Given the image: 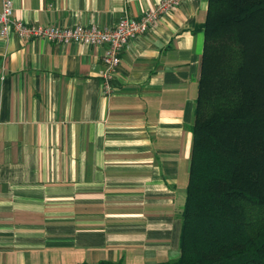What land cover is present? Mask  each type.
Returning <instances> with one entry per match:
<instances>
[{
	"label": "crops",
	"instance_id": "0c3cea01",
	"mask_svg": "<svg viewBox=\"0 0 264 264\" xmlns=\"http://www.w3.org/2000/svg\"><path fill=\"white\" fill-rule=\"evenodd\" d=\"M11 1L17 20L99 28L158 2ZM208 4L186 0L130 40L109 96L105 45L0 38V264L179 257Z\"/></svg>",
	"mask_w": 264,
	"mask_h": 264
},
{
	"label": "trees",
	"instance_id": "16d2710c",
	"mask_svg": "<svg viewBox=\"0 0 264 264\" xmlns=\"http://www.w3.org/2000/svg\"><path fill=\"white\" fill-rule=\"evenodd\" d=\"M197 30L180 254L161 264H264V0H209Z\"/></svg>",
	"mask_w": 264,
	"mask_h": 264
},
{
	"label": "built area",
	"instance_id": "2783aa9c",
	"mask_svg": "<svg viewBox=\"0 0 264 264\" xmlns=\"http://www.w3.org/2000/svg\"><path fill=\"white\" fill-rule=\"evenodd\" d=\"M186 0H158L155 6L141 15L138 20L123 17L115 26L99 28L91 26L59 27L37 25L17 20L13 17V3L2 0L0 10V38L15 36L20 40H40L58 45L79 44L88 46L105 45L106 52L102 57L105 70L101 77L104 80L103 94L113 92L111 81L121 61V52L128 42L148 33L152 27L170 11L177 9Z\"/></svg>",
	"mask_w": 264,
	"mask_h": 264
}]
</instances>
